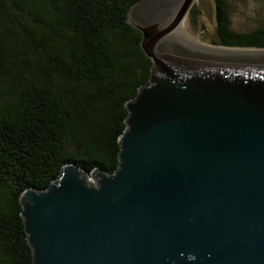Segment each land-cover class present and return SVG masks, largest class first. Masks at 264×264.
Instances as JSON below:
<instances>
[{
    "label": "water",
    "instance_id": "95a60500",
    "mask_svg": "<svg viewBox=\"0 0 264 264\" xmlns=\"http://www.w3.org/2000/svg\"><path fill=\"white\" fill-rule=\"evenodd\" d=\"M197 2L130 6L152 63L125 103L118 168L70 161L22 192L33 264H264V53L188 42Z\"/></svg>",
    "mask_w": 264,
    "mask_h": 264
},
{
    "label": "trees",
    "instance_id": "16d2710c",
    "mask_svg": "<svg viewBox=\"0 0 264 264\" xmlns=\"http://www.w3.org/2000/svg\"><path fill=\"white\" fill-rule=\"evenodd\" d=\"M136 1L0 0V264H33L23 191L46 189L70 161L118 168L125 103L152 63L126 21ZM212 1L211 44L264 48V30L236 32L229 1ZM196 5L188 17L205 30Z\"/></svg>",
    "mask_w": 264,
    "mask_h": 264
},
{
    "label": "rangeland",
    "instance_id": "374dc122",
    "mask_svg": "<svg viewBox=\"0 0 264 264\" xmlns=\"http://www.w3.org/2000/svg\"><path fill=\"white\" fill-rule=\"evenodd\" d=\"M229 3L232 7L231 25L233 28L240 31H247L252 27L264 24V0H229ZM196 7L201 12L206 29L203 30L199 25L194 26L188 16L184 20L185 27L196 40L212 46L210 39L213 37L215 31L213 1L198 0ZM200 32H203V36Z\"/></svg>",
    "mask_w": 264,
    "mask_h": 264
},
{
    "label": "bare ground",
    "instance_id": "6f19581e",
    "mask_svg": "<svg viewBox=\"0 0 264 264\" xmlns=\"http://www.w3.org/2000/svg\"><path fill=\"white\" fill-rule=\"evenodd\" d=\"M185 20V19H184ZM178 32L190 43L201 46L205 49L223 51V52H231V53H264V50L257 49H231V48H223L218 46H211L205 43H201L196 40L186 29L184 21L180 23L178 27Z\"/></svg>",
    "mask_w": 264,
    "mask_h": 264
},
{
    "label": "flooded vegetation",
    "instance_id": "af4514ba",
    "mask_svg": "<svg viewBox=\"0 0 264 264\" xmlns=\"http://www.w3.org/2000/svg\"><path fill=\"white\" fill-rule=\"evenodd\" d=\"M229 1V0H228ZM230 4V3H229ZM230 10H231V14H232V7H231V4H230ZM231 14H230V16H231ZM231 24H232V19H231ZM231 27H232V25H231ZM232 29H234L236 32H239V33H250V32H256V31H263L264 30V24L262 25H258V26H255V27H252V28H250L249 30H245V31H240V30H237V29H235V28H233L232 27ZM217 35V31L215 30L214 31V37Z\"/></svg>",
    "mask_w": 264,
    "mask_h": 264
}]
</instances>
